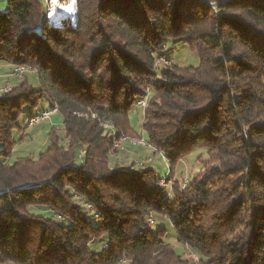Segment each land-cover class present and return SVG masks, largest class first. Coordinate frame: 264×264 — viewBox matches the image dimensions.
<instances>
[{
    "label": "trees",
    "instance_id": "obj_1",
    "mask_svg": "<svg viewBox=\"0 0 264 264\" xmlns=\"http://www.w3.org/2000/svg\"><path fill=\"white\" fill-rule=\"evenodd\" d=\"M76 1L74 27L49 24L44 0L0 10L6 77L25 66L39 80L0 85V264H264V0ZM169 41L198 64L166 56ZM54 104L61 129L37 159L13 158L20 117ZM140 132L168 179L150 157L121 158ZM197 148L203 167L182 187L174 166Z\"/></svg>",
    "mask_w": 264,
    "mask_h": 264
},
{
    "label": "rangeland",
    "instance_id": "obj_2",
    "mask_svg": "<svg viewBox=\"0 0 264 264\" xmlns=\"http://www.w3.org/2000/svg\"><path fill=\"white\" fill-rule=\"evenodd\" d=\"M50 1L51 0H44V13H45V18L46 21L52 25V23H58L60 24V26H62V24H68L69 27H74L76 24V17H77V9H78V5H77V1H75V7H76V16L73 20H71L70 17H63L61 19H58L57 21L54 22H49L48 21V16L47 13L50 12L49 8H50ZM62 3H68L71 0H59ZM0 10L1 11H6L7 10V0H0ZM59 21V22H58ZM58 27V26H55ZM61 28V27H58ZM165 55L172 58L174 61H177L179 64L181 65H197L199 62V58L197 56V54L195 52H191L190 49L182 44H175L172 41H169L166 45V50H165ZM1 66H3V64H0ZM9 70V69H8ZM32 72L30 69L29 71L26 73V76L28 77V79L31 81L33 86H37L39 83L38 80V75L34 74V73H30ZM3 74L2 70L0 69V77ZM17 79H15V81L11 82V85H16V83L18 81H16ZM19 80V79H18ZM1 79H0V84L1 83ZM40 107H44V105H46L47 103L45 102V100H42L40 103ZM145 107V106H144ZM136 108L134 112L130 113V120H131V126L133 128L134 132H139V130H141V120H142V115H143V108ZM23 119L24 117L21 116L19 121H18V125L20 127L23 128L22 133H27L24 136V139L20 138V133L21 131L18 130H14L13 132V137L14 140L16 141L14 147H13V158L17 157V156H31L34 159H37L38 155L40 152H42L47 143H48V139H47V129L48 126L49 128L54 126L56 127V129H61V117L58 113H54L53 115L50 116L49 120L46 119L45 121H41L40 123L36 124V125H27L26 121L24 120V125H23ZM49 121V125L43 127V125H45V123H48ZM37 128H40L37 130ZM42 128V129H41ZM49 131V130H48ZM33 132V133H32ZM139 135H141L140 138H142V133L140 132ZM143 139V138H142ZM145 140V139H143ZM124 143V145H122L124 147V151L127 154H130L131 156L135 155L137 156V152L141 151L144 156L150 157V162L148 163V166L152 167L155 171L156 174L162 178H166L168 179L170 177L171 174V165L169 162H167L159 153H149L151 152V148H147V146L141 147V146H128V144ZM147 144H149L147 142ZM66 146V145H65ZM136 147H138L139 149H137ZM141 148V149H140ZM135 149V150H132ZM149 153V154H148ZM131 156H129V158L131 160H134L133 158H131ZM205 152L202 149H195L193 150L187 157H185L184 159L180 160L175 166H174V171L172 173V177L176 180H178L179 184H183L182 182L184 180H189V178L195 174H197L198 172H200L201 168L203 167V163L205 160ZM121 158L123 159H127L126 156H122ZM129 162L127 161L126 164H128ZM171 177V178H172ZM162 180L165 181L162 184H167L166 188L168 190H170V186L171 183H174L175 181L171 180V181H167V180ZM177 182V181H176ZM153 219H154V223L152 225V230L156 231V230H164L165 231V236H164V240L170 244L173 248L174 251L176 252V254L184 257V258H189L191 260H196V257L194 254H192L187 247H185L184 245L180 244L177 242L176 240V233L173 229V227L171 226L170 222L162 217L161 215H157L154 214L153 215ZM66 225H68V222H66ZM96 245H91L90 249L92 250H99L100 248L95 247Z\"/></svg>",
    "mask_w": 264,
    "mask_h": 264
},
{
    "label": "bare ground",
    "instance_id": "obj_3",
    "mask_svg": "<svg viewBox=\"0 0 264 264\" xmlns=\"http://www.w3.org/2000/svg\"><path fill=\"white\" fill-rule=\"evenodd\" d=\"M49 11H50L49 12V17H48L49 18L48 19L49 22L57 21L58 19H61L63 17H70L71 20H73L75 18V12H76L75 1L71 0L68 3H62L59 0H51L50 1ZM55 24H57V23H54V24L52 23V25H55ZM27 71H28V69L25 66H20V74H25ZM7 89L0 87V91H6ZM144 104H145V101H144L143 104H141V107H143ZM50 109L52 110L53 114L56 113L57 110H58L57 104H54L52 107H50ZM34 115L35 114H33V116H31L30 118H27L28 119L27 122H26L27 125L32 122V120L34 118ZM91 117L95 118V115L92 114ZM99 124L103 128V132H109L110 131L112 136L115 135L113 130L112 131L110 130L111 129V125L110 124H108L107 122H100ZM143 139L140 138V137L131 138L130 139V143H131L132 146H141V147L147 146L146 140H143ZM117 144L118 143L115 142L116 146H117ZM82 152H83V150H82Z\"/></svg>",
    "mask_w": 264,
    "mask_h": 264
},
{
    "label": "built area",
    "instance_id": "obj_4",
    "mask_svg": "<svg viewBox=\"0 0 264 264\" xmlns=\"http://www.w3.org/2000/svg\"><path fill=\"white\" fill-rule=\"evenodd\" d=\"M47 16L49 17V12L47 13ZM10 75L12 77H15V78L19 79V78H22L24 74H20V66H14L12 71H11V73H10ZM144 101H145V99H140L139 103H137V107H141V104H143ZM51 115H53V112L50 109V107L47 106V107L44 108V110L36 113L34 115V118H33L32 122L29 123L28 125L32 126V125H36V124L40 123L41 121H45L46 119L49 120ZM104 134H107V132H104ZM147 148H151L150 144H147ZM183 186L184 185L182 184V187ZM149 224H153V220L151 218L149 219Z\"/></svg>",
    "mask_w": 264,
    "mask_h": 264
},
{
    "label": "crops",
    "instance_id": "obj_5",
    "mask_svg": "<svg viewBox=\"0 0 264 264\" xmlns=\"http://www.w3.org/2000/svg\"><path fill=\"white\" fill-rule=\"evenodd\" d=\"M0 69L2 70V72H3V74L1 75V77H0V79H1V83H3V84H0L1 86H4V85H11V82L12 81H15V79H12V78H10V77H6V74H7V72L9 71L8 69H10V66H6V65H3V66H1L0 65ZM30 73H34V72H30ZM35 74V73H34ZM16 81H19V80H16ZM28 81H29V83L30 84H32L31 83V81L28 79ZM47 103V102H46ZM45 106V105H44ZM49 125V123H45V125H43V127H45V126H48ZM38 129H40V128H37V130ZM42 129V128H41ZM33 133V132H32ZM126 143V142H125ZM127 144V143H126ZM125 144V145H126ZM128 146H130L129 144H128ZM130 147H132L133 148V146H130ZM137 149H139V148H137ZM141 149V148H140ZM132 150H135V149H132ZM149 153H152V151L151 152H149ZM148 153V154H149ZM145 154V153H144ZM144 154L141 152V151H139V152H137V156H135V155H133V156H131L130 154H127L128 155V157H127V159H126V161L125 162H132L131 161V159L129 158V156H131V158H133V159H138V158H142V157H145L144 156ZM135 157V158H134Z\"/></svg>",
    "mask_w": 264,
    "mask_h": 264
},
{
    "label": "water",
    "instance_id": "obj_6",
    "mask_svg": "<svg viewBox=\"0 0 264 264\" xmlns=\"http://www.w3.org/2000/svg\"><path fill=\"white\" fill-rule=\"evenodd\" d=\"M75 16H76V13H75Z\"/></svg>",
    "mask_w": 264,
    "mask_h": 264
},
{
    "label": "clouds",
    "instance_id": "obj_7",
    "mask_svg": "<svg viewBox=\"0 0 264 264\" xmlns=\"http://www.w3.org/2000/svg\"><path fill=\"white\" fill-rule=\"evenodd\" d=\"M59 22V21H58Z\"/></svg>",
    "mask_w": 264,
    "mask_h": 264
}]
</instances>
